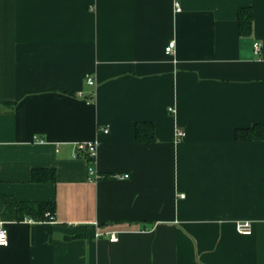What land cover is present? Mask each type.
<instances>
[{
	"label": "crops",
	"instance_id": "0c3cea01",
	"mask_svg": "<svg viewBox=\"0 0 264 264\" xmlns=\"http://www.w3.org/2000/svg\"><path fill=\"white\" fill-rule=\"evenodd\" d=\"M257 123L264 0H0V264H264V139L235 137Z\"/></svg>",
	"mask_w": 264,
	"mask_h": 264
},
{
	"label": "trees",
	"instance_id": "16d2710c",
	"mask_svg": "<svg viewBox=\"0 0 264 264\" xmlns=\"http://www.w3.org/2000/svg\"><path fill=\"white\" fill-rule=\"evenodd\" d=\"M253 10L250 8H240L238 12L239 30L242 34H248L252 30ZM235 137L238 140L264 139V123H257L250 127L237 128ZM136 138L139 142H151L155 139L154 124L152 122H138L136 124ZM55 179L54 169H35L33 180L52 181ZM19 209L28 212L36 220H49L45 214H54V204L47 202L23 203L15 198H9Z\"/></svg>",
	"mask_w": 264,
	"mask_h": 264
},
{
	"label": "built area",
	"instance_id": "2783aa9c",
	"mask_svg": "<svg viewBox=\"0 0 264 264\" xmlns=\"http://www.w3.org/2000/svg\"><path fill=\"white\" fill-rule=\"evenodd\" d=\"M175 5H176V10L180 11L181 10L180 3L176 2ZM174 47H175V41L172 40L168 43V45L165 48L166 53L171 54L173 52ZM253 50L255 54L257 55L260 54L262 51V43L260 41H255L253 43ZM87 83L90 85H94L95 78L93 76H89L87 78ZM178 134L179 136H182L183 132L179 131ZM97 149H98L97 141H83V142H79L76 145V152L74 153V156H79L82 154L89 160V173L91 174H95V168L93 166V163L97 155ZM96 177H98V175H96ZM46 216L50 217L49 220L54 222V219L50 212H47ZM236 229L241 234L250 235L253 233V223L250 220L239 221L236 223ZM110 240L117 241L118 235L115 232H111ZM8 244H9L8 230L6 226L0 222V246H7Z\"/></svg>",
	"mask_w": 264,
	"mask_h": 264
}]
</instances>
